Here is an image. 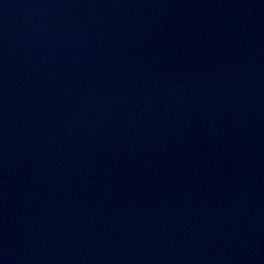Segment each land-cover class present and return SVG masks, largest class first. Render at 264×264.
Wrapping results in <instances>:
<instances>
[{"label": "water", "instance_id": "95a60500", "mask_svg": "<svg viewBox=\"0 0 264 264\" xmlns=\"http://www.w3.org/2000/svg\"><path fill=\"white\" fill-rule=\"evenodd\" d=\"M0 264H264V0H0Z\"/></svg>", "mask_w": 264, "mask_h": 264}]
</instances>
